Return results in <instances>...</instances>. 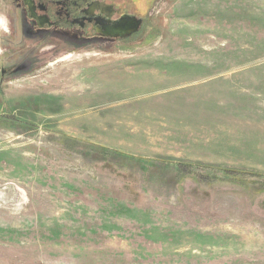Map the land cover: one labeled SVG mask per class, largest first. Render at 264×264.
<instances>
[{
	"label": "rangeland",
	"instance_id": "1",
	"mask_svg": "<svg viewBox=\"0 0 264 264\" xmlns=\"http://www.w3.org/2000/svg\"><path fill=\"white\" fill-rule=\"evenodd\" d=\"M150 12L152 40L26 42L0 82V264H264V0Z\"/></svg>",
	"mask_w": 264,
	"mask_h": 264
},
{
	"label": "flooded vegetation",
	"instance_id": "2",
	"mask_svg": "<svg viewBox=\"0 0 264 264\" xmlns=\"http://www.w3.org/2000/svg\"><path fill=\"white\" fill-rule=\"evenodd\" d=\"M156 0H10L8 23L12 45L6 51L12 62L0 65V82L20 74L16 62L24 56V43H33L37 59L40 47L50 55L83 48L127 50L137 37L152 40L160 28L151 22ZM136 29V30H135ZM135 30V31H133ZM18 40L14 43L13 40ZM28 46V45H27ZM14 50V51H13ZM31 50V51H32ZM27 51H29L27 49Z\"/></svg>",
	"mask_w": 264,
	"mask_h": 264
},
{
	"label": "trees",
	"instance_id": "3",
	"mask_svg": "<svg viewBox=\"0 0 264 264\" xmlns=\"http://www.w3.org/2000/svg\"><path fill=\"white\" fill-rule=\"evenodd\" d=\"M225 172L227 171V170H224ZM232 171H236V170H232ZM236 172H240V170L239 171H236ZM264 184V183H263Z\"/></svg>",
	"mask_w": 264,
	"mask_h": 264
},
{
	"label": "water",
	"instance_id": "4",
	"mask_svg": "<svg viewBox=\"0 0 264 264\" xmlns=\"http://www.w3.org/2000/svg\"><path fill=\"white\" fill-rule=\"evenodd\" d=\"M136 30V29H135ZM135 30H133V31H135Z\"/></svg>",
	"mask_w": 264,
	"mask_h": 264
}]
</instances>
